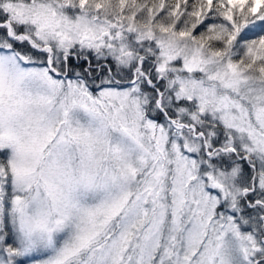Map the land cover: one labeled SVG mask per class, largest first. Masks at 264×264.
<instances>
[{
    "label": "snow or ice",
    "instance_id": "6c2138e0",
    "mask_svg": "<svg viewBox=\"0 0 264 264\" xmlns=\"http://www.w3.org/2000/svg\"><path fill=\"white\" fill-rule=\"evenodd\" d=\"M0 264H264V0H0Z\"/></svg>",
    "mask_w": 264,
    "mask_h": 264
}]
</instances>
